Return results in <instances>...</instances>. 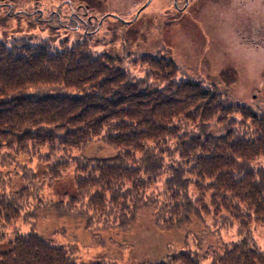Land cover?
Instances as JSON below:
<instances>
[{"label":"trees","instance_id":"16d2710c","mask_svg":"<svg viewBox=\"0 0 264 264\" xmlns=\"http://www.w3.org/2000/svg\"><path fill=\"white\" fill-rule=\"evenodd\" d=\"M64 45L0 40V155L13 156L2 162L46 149L48 177L57 179L70 166L58 153L103 139L117 156L79 162L77 198L58 211L79 203L87 226L102 228H131L142 209L164 231L193 218L235 223L240 241L212 264H264L251 236L253 224L264 225V168L253 163L264 157V109L235 103L205 80H179L182 68L160 54L136 55L134 66H147L140 77L125 58L81 41ZM165 174V190L148 195ZM33 195L28 188L0 197V222L32 224L0 250V264H79L35 231L40 207L28 209L29 199L42 200ZM149 264L203 263L189 250Z\"/></svg>","mask_w":264,"mask_h":264},{"label":"rangeland","instance_id":"374dc122","mask_svg":"<svg viewBox=\"0 0 264 264\" xmlns=\"http://www.w3.org/2000/svg\"><path fill=\"white\" fill-rule=\"evenodd\" d=\"M147 1L0 0V40L11 44L14 40L38 43L47 39L55 47L85 42L97 53L125 58L128 70L140 77L145 76L147 66H134L136 55L160 54L182 68L179 80H205L235 103L264 109V59L254 62L242 55L249 49L264 52L261 0L255 2L256 19L250 9L241 10L246 0H178L183 10L175 8L174 0H152L137 17ZM46 151L18 155L12 163L2 162L4 155L12 156L11 152L1 153L0 197L29 188L33 197L42 200L39 205L38 200L29 199L28 209L40 207L35 231L65 248L79 264H149L189 250L197 252L203 264H212L223 258L226 247L241 239L235 223L219 227L210 219L204 223L193 218L176 230L164 231L158 229L149 209H142L131 228H119L118 222L105 228L96 222L89 227L79 214V203L71 211L60 212L55 206L68 210L66 206L77 198L79 162L85 166L96 158H113L118 150L99 139L83 149L58 153L56 159L63 157L70 166L57 179L48 177L52 161L42 159ZM253 163L264 168V157ZM167 175L147 191L148 195L165 190ZM210 196H206L207 203ZM31 225L0 222V250L7 248L16 232L29 233ZM251 236L256 248L264 252V225L253 224Z\"/></svg>","mask_w":264,"mask_h":264},{"label":"flooded vegetation","instance_id":"af4514ba","mask_svg":"<svg viewBox=\"0 0 264 264\" xmlns=\"http://www.w3.org/2000/svg\"><path fill=\"white\" fill-rule=\"evenodd\" d=\"M185 2H186V0H185ZM255 2H256V0H246V3H245V2H242V4H241L242 9H241V10L244 12V10H246V9H250V11L253 12V17L256 19L258 12H257V10L255 9V6H256ZM174 3H175V8H176L177 10H183V8L180 6V2H178V0H174ZM186 3H187V2H186ZM260 4L264 6V0H261V1H260ZM185 8H186V7H185ZM255 22H256V21H255ZM256 23H257V22H256ZM257 24H258V23H257ZM260 25H261V24H260ZM257 32H258V31H257ZM260 32H263V33H264V24L261 25V27H260Z\"/></svg>","mask_w":264,"mask_h":264},{"label":"clouds","instance_id":"9594fccd","mask_svg":"<svg viewBox=\"0 0 264 264\" xmlns=\"http://www.w3.org/2000/svg\"><path fill=\"white\" fill-rule=\"evenodd\" d=\"M242 55L254 62H259L260 60L264 59V52H261L256 49H249L242 53Z\"/></svg>","mask_w":264,"mask_h":264},{"label":"water","instance_id":"95a60500","mask_svg":"<svg viewBox=\"0 0 264 264\" xmlns=\"http://www.w3.org/2000/svg\"><path fill=\"white\" fill-rule=\"evenodd\" d=\"M152 0H148L146 3H145V5L138 11V13L136 14L137 15V17L139 16L138 14L142 11V10H144L145 9V7H147L149 4H150V2H151ZM136 17V18H137Z\"/></svg>","mask_w":264,"mask_h":264}]
</instances>
